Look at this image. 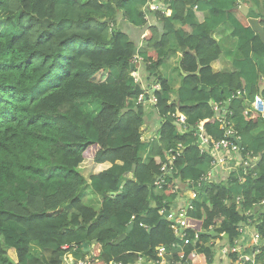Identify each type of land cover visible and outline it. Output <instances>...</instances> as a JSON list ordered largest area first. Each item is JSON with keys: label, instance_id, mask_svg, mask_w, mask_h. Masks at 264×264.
Returning <instances> with one entry per match:
<instances>
[{"label": "trees", "instance_id": "trees-1", "mask_svg": "<svg viewBox=\"0 0 264 264\" xmlns=\"http://www.w3.org/2000/svg\"><path fill=\"white\" fill-rule=\"evenodd\" d=\"M253 7L249 0H0V264H62V247L77 246L78 258L83 241L98 264H135L138 255L154 258L157 247L171 249L174 224L160 212L216 160L200 137L221 140L220 118L238 120L237 158H255V172L251 164L242 183L231 177L208 184L205 201L186 210L179 242L197 233L198 250L181 261L175 255L173 264H235L234 254L218 251L237 247L245 229L264 242V209L257 210L264 136H253L264 121L250 107L263 82L264 41L250 24ZM120 19L142 30L145 52L118 28ZM224 24L235 43L231 70H217L224 51L215 35ZM257 24L264 32V17ZM171 40L181 55L176 90L159 72ZM150 93L158 118L151 145L141 135ZM146 148L153 157L144 161ZM87 160L96 169L85 178ZM86 187L100 200L97 210L82 201Z\"/></svg>", "mask_w": 264, "mask_h": 264}, {"label": "crops", "instance_id": "crops-1", "mask_svg": "<svg viewBox=\"0 0 264 264\" xmlns=\"http://www.w3.org/2000/svg\"><path fill=\"white\" fill-rule=\"evenodd\" d=\"M253 4V15H251L250 20L257 21L259 17H264V0H249ZM167 16L170 15V12L168 11ZM118 28L124 32L132 41H134L137 45V51L138 52H145V44L142 41V30L138 28H134L127 23L123 22V20L120 19L117 23ZM229 33H230V27L226 24L222 25L218 31V33L215 35L216 39H219V43L221 47L223 48L224 53L221 55L220 59L218 60L217 63V70H231V66L229 64V60H231L232 57L236 56L235 54V43L230 41L229 39ZM176 44L174 43L173 40L170 42V50L165 58V60L162 62L159 72L161 76L167 80L168 85L170 89L176 90L181 83V73L182 70L179 67L180 63V53L175 49ZM260 68L262 70V80L264 83V61L260 62ZM138 77H139V82L142 83V76L139 74V72H136ZM184 75V74H183ZM264 86L261 91H263ZM262 94V92H261ZM151 96V95H150ZM260 96V94H258ZM261 98L264 100V98L261 96ZM170 100L173 102L175 100V97L171 95ZM147 107H149L147 114V124H145L141 129H142V137L144 140H148L147 143L151 145L153 141H155V138L157 135L155 134V127L157 126V120L158 118L155 116L154 112H151L152 106L150 107V104L148 101L146 102ZM179 113V112H178ZM178 115V114H177ZM263 119V118H262ZM238 121V120H236ZM236 121H231L230 124L231 126L234 125ZM264 121V119H263ZM254 137H262L264 136V123L260 125V127L254 132L253 134ZM153 157L152 151L149 148H146L143 152V160L147 161L150 158ZM222 157L225 158L224 163L220 164L218 169L213 170V166L208 164L205 168V170H209L211 176H210V181L209 183H203L201 185H190V188L186 190L181 197L176 199L173 203H170L169 205V213H170V218L172 219L174 223H176L178 220L181 219L182 214L184 211L187 209V207L195 201L198 202H204L205 201V191L210 184V182H219V181H224L227 180L228 178H234L238 180V178L243 174L244 168L246 165V162H257L255 158H250L246 159V162L243 163V161L240 163L239 158H237V155L234 154H223ZM227 158H231L232 160H228ZM90 166L91 174H94L96 166L90 161L87 160L84 162L83 167ZM87 166V167H88ZM202 169V168H201ZM255 172V167L253 168V173ZM160 188H155L154 193L159 194L160 193ZM87 191V190H86ZM88 192V191H87ZM89 193H91L89 191ZM92 194V193H91ZM94 197V202L93 204L88 203L85 201V195L83 192V197L82 201L83 203L91 207L94 210H97L100 207V200L97 195L92 194ZM231 195H232V203L235 205H238L242 199L240 195V191L236 186L231 188ZM88 196V195H87ZM89 202V201H88ZM251 235L252 233H247V231H243V234L241 238L238 240L237 244L238 246L241 247V250L239 254H248V251L250 250L251 245H256L255 241H251ZM245 249L248 250L245 252ZM259 258V257H258ZM260 264H264V257L259 259Z\"/></svg>", "mask_w": 264, "mask_h": 264}, {"label": "built area", "instance_id": "built-area-1", "mask_svg": "<svg viewBox=\"0 0 264 264\" xmlns=\"http://www.w3.org/2000/svg\"><path fill=\"white\" fill-rule=\"evenodd\" d=\"M140 59L134 58V61H139ZM135 80L137 81L138 78L135 74ZM153 89L156 91H159V85L155 84L153 86ZM141 101V98L138 99V102ZM156 102V99L154 95H151L150 97V103L154 104ZM250 107L261 115V117L264 119V100L260 96L254 97V99L250 102ZM217 110V106L214 108ZM175 119L179 124L182 125L183 129L187 130V120L186 117L183 114L175 115ZM218 122L220 123V130L223 132V138L219 141H209L208 139H204L200 137L202 145L209 146L211 152L216 153V160L211 162V166H213V170L218 169L220 164L224 163L225 158L222 157L223 152H228V154H234L238 155L241 152V148L238 147V139L234 137V131L232 130V126L230 124L231 120H226L225 118L218 119ZM197 130H200V126L197 127ZM173 150H170L168 154L173 153ZM252 157H246V159H250ZM228 159V158H227ZM246 159H244L243 163L246 162ZM253 165L254 162H246L244 170L249 167L250 165ZM208 176H211L210 172L207 173V176L204 178H200L197 185L203 184V182L206 181V178ZM238 183H242V175L238 178ZM241 203V202H240ZM239 203V204H240ZM261 209H264V199H262L258 205ZM170 218V217H169ZM184 219H185V211L181 216V219L178 220L176 223L173 222L172 230L174 232V235L176 236L175 241L171 244V249H167L165 247H157L155 248V257L154 258H145L142 256H139L137 258L136 264H173L175 255H178L179 260H183L185 254H189L191 257H194L197 251V240H198V234H194V238L191 239H184L182 243H179L180 240L185 238V235L183 233L184 228ZM253 219H249L248 223H252ZM246 230V229H245ZM259 235L252 233L251 235V241H255L256 245H251L250 250L248 251V254H239L241 247L237 245V247L227 249L223 248L219 250L220 254H234V260L235 264H260L259 259L264 257V242H259ZM184 248H189L185 250ZM64 250H75L74 246L66 245L63 247ZM172 249H178V251H173ZM245 251V252H246ZM72 255V253H68L67 257L69 258ZM259 257V258H258ZM68 264H73L72 261H70ZM77 264H93V261L85 258L84 260L78 261ZM106 264H120L117 262L110 261ZM183 264H188L187 260L184 261Z\"/></svg>", "mask_w": 264, "mask_h": 264}, {"label": "clouds", "instance_id": "clouds-1", "mask_svg": "<svg viewBox=\"0 0 264 264\" xmlns=\"http://www.w3.org/2000/svg\"><path fill=\"white\" fill-rule=\"evenodd\" d=\"M156 0H150V2L151 3H154ZM153 8L155 9V10H158V5H153ZM168 11H166V13H167ZM170 12V11H169ZM167 15V14H166ZM134 58L135 57H133V63H137V62H139V61H141V60H139V61H134ZM137 59H139L138 57H136ZM133 77L135 78V76L133 75ZM155 85V84H154ZM153 85V86H154ZM152 90L153 91H156V90H154L153 89V87H152ZM150 95H153V93H150ZM149 95V99H148V103L150 104V105H154V104H151L150 103V96ZM156 99V98H155ZM141 102V101H140ZM140 102H138V100H137V103H140ZM153 108V107H152ZM177 114H181V113H178V112H176L175 113V115H177ZM197 132V134L199 133V130L198 131H196ZM141 135H142V129H141ZM142 139H143V137H142ZM239 142V141H238ZM170 150H173V149H168L167 150V153L170 151ZM174 151V150H173ZM209 164H211V162L209 163ZM254 165H255V163L252 165V167H254ZM163 172H166V170H165V168L164 167H162V169H161ZM209 172V170L208 171H206L204 174H202L203 176L201 177V178H204L205 176H207V173ZM210 176H208L207 178H206V181L205 182H203V183H209V181H210ZM163 183V181L162 180H160L159 181V183L155 186V188H160L161 189V184ZM198 182H196V183H190L189 185H195V184H197ZM184 193V192H183ZM182 193V194H183ZM182 194H181V196H182ZM193 203V202H192ZM192 203L187 207V209L188 208H190L191 207V205H192ZM257 208H259V210H261V208L259 207V206H257ZM186 209V210H187ZM186 210H185V212H186ZM263 210V209H262ZM165 211H168V210H165ZM165 211H162V212H160V214H161V217L163 216V214H164V212ZM186 214V213H185ZM169 217H170V214H169V216L167 217V219L166 220H168V221H171V222H173V220L172 219H169ZM172 229V228H171ZM201 234V233H200ZM197 243H198V240H197ZM196 243V245H198ZM88 245V244H87ZM66 246V245H65ZM64 247V246H63ZM63 247H62V250L63 251H65V253H64V255H63V257H62V259H63V262H62V264H68L70 261H72L73 262V264H77V262L78 261H81V260H84L85 258H87V259H89V260H91V261H93V264H98V260L97 259H95V258H93L92 257V255H91V249H90V247L88 246V248H89V251L88 252H83L84 253V255H80L78 258H76L75 257V254L78 252V247L77 246H74V248H75V250H68V251H66V250H64L63 249ZM189 249V248H188ZM190 250V249H189ZM198 250V249H197ZM197 252V251H196ZM68 253H72V255L68 258L67 257V254ZM220 255V253H219V251H218V256ZM139 256H141V255H138V257ZM217 256V257H218ZM137 257V258H138ZM143 257V256H142ZM110 261H113V262H117L115 259H111ZM110 261H108V262H110ZM108 262H104V263H102V264H106V263H108ZM117 263H119V262H117ZM136 263H137V260H136ZM135 263V264H136ZM121 264V263H120Z\"/></svg>", "mask_w": 264, "mask_h": 264}, {"label": "water", "instance_id": "water-1", "mask_svg": "<svg viewBox=\"0 0 264 264\" xmlns=\"http://www.w3.org/2000/svg\"><path fill=\"white\" fill-rule=\"evenodd\" d=\"M241 12H243L244 14H247V13H248V9L242 7V8H241ZM104 22L107 23V24H110V23H111L110 20H105ZM112 24L115 25V22H113ZM250 24H251V26L254 28V30L259 34L260 38L264 41V32H263V28H261L260 26H258L257 21H254V20H250ZM42 25H43V27H44L45 29H47V28H48V21H47V20H43V21H42ZM263 86H264V83H263V82L260 83V85H259V94H260V97H261V92H262V91L260 92V90H262ZM237 144H238V147H239V148H242L240 142H237ZM263 154H264V152H263ZM257 210H259V208H257ZM255 212H256V211H255ZM169 214H170L169 211H165L164 214H163V216L161 217V220H163V221L166 220L167 217L169 216ZM130 229H131V226H129V227L127 228V230L117 238V240H116L115 243H116V244H117V243H120V242L126 237V235L129 233ZM224 237L227 238L226 235H225ZM81 249H82V251L85 252V253L89 251V248H88V245H87L86 242H84V241L81 242ZM61 260H62V262H63V259H61Z\"/></svg>", "mask_w": 264, "mask_h": 264}, {"label": "rangeland", "instance_id": "rangeland-1", "mask_svg": "<svg viewBox=\"0 0 264 264\" xmlns=\"http://www.w3.org/2000/svg\"><path fill=\"white\" fill-rule=\"evenodd\" d=\"M0 26H1V23H0ZM147 117H148V114H147ZM88 166V165H87ZM84 167L83 169H82V172H83V174H84V176H85V178H88L89 177V175H90V173H91V170H90V166H88V167ZM88 192H87V191ZM82 192H84V195H85V201L87 202L86 204H88V203H91V204H93V202H94V197H93V195L91 194V193H89V190H88V187H86ZM88 195V196H87ZM89 201V202H88ZM32 253H34L35 255H38L39 253H38V250L36 249V248H34V250H33V252ZM42 255H43V257L44 258H48L49 257V253L48 252H44V253H42ZM7 256L10 258H12L13 259V255H12V251H8V254H7Z\"/></svg>", "mask_w": 264, "mask_h": 264}]
</instances>
